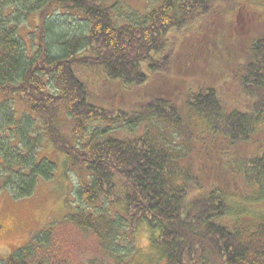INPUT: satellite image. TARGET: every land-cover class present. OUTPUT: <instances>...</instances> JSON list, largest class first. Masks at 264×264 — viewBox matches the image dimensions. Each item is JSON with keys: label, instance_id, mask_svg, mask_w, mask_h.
<instances>
[{"label": "trees", "instance_id": "trees-1", "mask_svg": "<svg viewBox=\"0 0 264 264\" xmlns=\"http://www.w3.org/2000/svg\"><path fill=\"white\" fill-rule=\"evenodd\" d=\"M219 1L164 0L123 24L105 0H0V189L30 197L53 177L55 164L38 159L44 141L90 177L81 178L71 213L0 264H133L143 227L156 252L149 264H264V213L250 226L238 222L244 202L264 200V33L242 69L245 111L224 109L204 86L180 106L171 97L138 110L103 106L125 104L149 75L170 73L175 32ZM32 14L34 56L16 31ZM19 101L25 112L17 116ZM149 117L194 153L150 132L112 134ZM87 242L89 253L81 251Z\"/></svg>", "mask_w": 264, "mask_h": 264}, {"label": "rangeland", "instance_id": "rangeland-1", "mask_svg": "<svg viewBox=\"0 0 264 264\" xmlns=\"http://www.w3.org/2000/svg\"><path fill=\"white\" fill-rule=\"evenodd\" d=\"M163 1L105 0V3L110 7L116 6L114 17L118 23L129 24L131 22L128 19L143 17L148 10L155 9ZM63 18L67 17L59 15V19ZM135 18L132 23L138 22ZM38 25V15L32 14L17 26L16 31L25 44L27 55H35L34 44L37 42ZM263 31L264 0H220L193 25L187 26L181 32H175V37L169 42L172 50L170 73L157 72L149 75L146 82L126 94L125 104L111 106L105 103L103 106L126 111L138 110L148 100L159 97H171V100H177L180 106L187 101L185 99L191 93L198 92V87L204 86L215 90L224 109L245 111L243 102L248 98L243 96L240 86L242 69L251 59L253 45L262 37ZM186 70L187 78L181 75ZM15 108L17 116L25 112V107L20 101L16 102ZM152 120L149 117L147 124L141 123L133 130H127L118 124L112 134L117 138L128 139L138 137L143 132H150L169 148L179 149L183 143L184 146L180 147L182 150L194 153L191 146L180 139L181 135L162 124L157 126ZM259 134V138L264 141V132ZM251 142H248L246 151L251 152L256 148ZM196 146L199 144L196 143ZM213 146L214 144L211 145ZM43 158L55 164V172L51 179L40 180L32 196L17 198L7 189H0V261L24 247L31 237L45 230L50 223H57L71 213L79 203L77 189L82 179L90 180L84 171L71 169L64 154L53 148L48 141H44L39 148L38 159ZM244 203L246 208L243 209L238 222L250 226L257 220L258 214L264 213V200L258 204ZM105 207L108 208L106 205ZM111 210L112 213H122V210L115 207ZM139 230L135 237L138 254L132 263H155L152 259H155L156 252L149 247L148 230L145 227ZM81 251L91 252V243L87 242Z\"/></svg>", "mask_w": 264, "mask_h": 264}]
</instances>
